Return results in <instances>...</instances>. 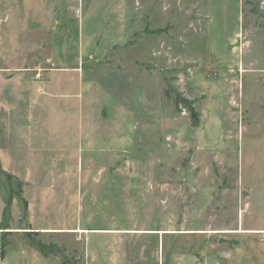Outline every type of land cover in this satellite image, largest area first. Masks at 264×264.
<instances>
[{
	"label": "rangeland",
	"instance_id": "obj_1",
	"mask_svg": "<svg viewBox=\"0 0 264 264\" xmlns=\"http://www.w3.org/2000/svg\"><path fill=\"white\" fill-rule=\"evenodd\" d=\"M22 6L0 264H264V0Z\"/></svg>",
	"mask_w": 264,
	"mask_h": 264
},
{
	"label": "crops",
	"instance_id": "obj_2",
	"mask_svg": "<svg viewBox=\"0 0 264 264\" xmlns=\"http://www.w3.org/2000/svg\"><path fill=\"white\" fill-rule=\"evenodd\" d=\"M26 13L22 6L21 10L17 12L16 25L12 24L9 18V13L2 11L0 8V109L9 108V103L4 102L6 93L10 92L11 79L12 82L17 83V89L24 91L25 85L23 77L25 73L17 70L11 71L10 62L15 56L18 60H24L25 51V31ZM12 27V28H11ZM22 86L23 89H20ZM258 174V173H257ZM235 232H245L241 229ZM249 232H264L261 229H250Z\"/></svg>",
	"mask_w": 264,
	"mask_h": 264
},
{
	"label": "built area",
	"instance_id": "obj_3",
	"mask_svg": "<svg viewBox=\"0 0 264 264\" xmlns=\"http://www.w3.org/2000/svg\"><path fill=\"white\" fill-rule=\"evenodd\" d=\"M35 78H37V79H41V78H42V72L38 71V72L35 74Z\"/></svg>",
	"mask_w": 264,
	"mask_h": 264
},
{
	"label": "bare ground",
	"instance_id": "obj_4",
	"mask_svg": "<svg viewBox=\"0 0 264 264\" xmlns=\"http://www.w3.org/2000/svg\"><path fill=\"white\" fill-rule=\"evenodd\" d=\"M159 232V231H158ZM226 232H229V231H226Z\"/></svg>",
	"mask_w": 264,
	"mask_h": 264
},
{
	"label": "trees",
	"instance_id": "obj_5",
	"mask_svg": "<svg viewBox=\"0 0 264 264\" xmlns=\"http://www.w3.org/2000/svg\"><path fill=\"white\" fill-rule=\"evenodd\" d=\"M196 124V123H195Z\"/></svg>",
	"mask_w": 264,
	"mask_h": 264
}]
</instances>
